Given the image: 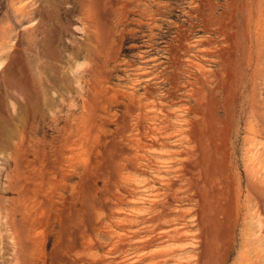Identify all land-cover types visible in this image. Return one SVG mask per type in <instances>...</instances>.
<instances>
[{
    "label": "rangeland",
    "instance_id": "1",
    "mask_svg": "<svg viewBox=\"0 0 264 264\" xmlns=\"http://www.w3.org/2000/svg\"><path fill=\"white\" fill-rule=\"evenodd\" d=\"M189 121L221 157L218 238L180 199ZM263 179L264 0H0V264L16 208L34 264H264Z\"/></svg>",
    "mask_w": 264,
    "mask_h": 264
},
{
    "label": "bare ground",
    "instance_id": "2",
    "mask_svg": "<svg viewBox=\"0 0 264 264\" xmlns=\"http://www.w3.org/2000/svg\"><path fill=\"white\" fill-rule=\"evenodd\" d=\"M104 27V26H103ZM198 65V64H197ZM202 67H204V66H202ZM199 68H200V66H199ZM202 70H204V69H202ZM206 70V69H205ZM204 70V71H205ZM202 72V71H201ZM203 73V72H202ZM208 77V76H207ZM201 95V94H200ZM198 100V99H197ZM190 109H192V108H190ZM164 110V109H163ZM195 110V109H194ZM201 113V112H200ZM150 116V115H149ZM203 116V115H202ZM201 117V116H200ZM202 118V117H201ZM200 118V119H201ZM199 119V120H200ZM203 119V118H202ZM165 120V119H164ZM153 121V120H152ZM198 121V120H197ZM217 121V120H216ZM198 122H200V121H198ZM204 122V121H203ZM142 123V122H141ZM138 124V123H137ZM185 124H187V123H185ZM194 124H196V122L194 123V122H188V126H190L189 127V134H188V136H187V151L185 152V155H186V167L188 166V163H192L194 166H195V168L197 169V174H198V176L196 175V177H198V178H195V175H192V177H188L187 176V174H185V184H184V191H183V195H181V200H185V193H187V192H191L192 193V195L193 196H191V197H193V199H190L191 200V202L193 203L192 205L194 206V208L198 211V209L201 211H203V212H201V213H197V211H196V213H194L193 215H194V217H196L195 219H196V223H197V226L198 227H201V226H203L204 224H206V223H208V224H210L211 225V227H213L214 229H215V231H213V233H212V235H211V237H214V238H218V227L217 226H220L221 225V221H220V219H223V218H220L219 219V217L221 216V214L222 213H218L217 215V219L215 218V209H214V207L213 206H215V205H213V203L211 202V199L213 198V194H211L210 192H211V189L213 188L212 186H215V185H213L214 184V182L217 180L218 181V175H217V173H218V166L220 165V164H218V159L219 158H221L220 156H219V151L217 150V141H215L216 139H215V135H214V133L212 132V130H210V131H208V132H206V134H205V136L204 137H207V139H208V143H206V144H203V141L202 140H204V139H202L203 137V135L200 133H198V131L197 132H195V126H194ZM202 124V123H201ZM207 123H205V125H206ZM168 125V124H167ZM137 127H138V125H137ZM136 127V128H137ZM141 127L143 128V126L141 125ZM167 127H169V125L167 126ZM196 127H198V128H201V126L199 127V126H197L196 125ZM154 128V127H153ZM156 128V127H155ZM163 128H165V127H163ZM171 127H169V129H170ZM173 128V127H172ZM168 129V130H169ZM140 130L142 131L143 129H141L140 128ZM162 130V129H161ZM167 130V129H166ZM165 130V131H166ZM172 130V129H171ZM214 130V129H213ZM144 132H146V131H144ZM149 132V131H148ZM151 132H153V131H151ZM169 132V131H168ZM187 132V131H186ZM186 132L184 133V134H186ZM162 133V132H161ZM170 133V132H169ZM199 135H198V134ZM202 133H205V132H203L202 131ZM137 134H139V133H137ZM136 134V135H137ZM198 136H197V135ZM140 135V134H139ZM172 135V134H171ZM187 135V134H186ZM170 136V135H169ZM171 137V136H170ZM169 137V138H170ZM202 137V138H201ZM166 138H168V137H166ZM142 139V138H141ZM197 139H198V141H197ZM201 139V140H200ZM137 140H139V139H136V141ZM141 141V140H140ZM149 141V140H148ZM165 141V140H164ZM202 141V142H201ZM163 142V141H162ZM142 143V142H141ZM146 144V143H145ZM144 145V144H143ZM151 145V144H150ZM185 145V144H184ZM145 146V145H144ZM197 147V148H196ZM123 149V148H122ZM121 149V150H122ZM195 149H198V151L200 152V155L197 157V158H195V153H196V151H195ZM146 150H148V149H146ZM125 151V150H124ZM138 151V150H137ZM133 152V151H132ZM125 153H129V152H125ZM141 153V152H140ZM166 153V152H165ZM168 153H170V152H168ZM183 153V152H182ZM146 154V153H145ZM159 154H163V153H159ZM170 154H176V152H171ZM169 155V154H168ZM178 155H179V153H178ZM161 157V156H160ZM157 158V157H156ZM108 159V158H107ZM125 159H127L126 157H125ZM223 160V159H222ZM136 161H138V157H136ZM183 161V160H182ZM224 161V160H223ZM178 163V162H177ZM185 163V162H184ZM183 163V164H184ZM133 164V163H132ZM132 164H130V166L132 165ZM180 164H181V162H180ZM176 165V164H175ZM222 166L223 165H225V163H223V164H221ZM134 166V165H133ZM189 166H191V165H189ZM226 166V165H225ZM224 166V167H225ZM129 167V166H128ZM169 167V166H168ZM179 167H181L180 165H179ZM178 167V168H179ZM110 168V167H109ZM19 168H17V170H18ZM224 169V168H223ZM183 170V169H182ZM191 170H194V168H192ZM221 170V169H220ZM220 170H219V173H220ZM19 171V170H18ZM177 171H179V170H177ZM185 170H183L182 171V173L184 172ZM223 171L224 170H222V173H223ZM162 172H164V171H162ZM161 172V173H162ZM170 172H172V171H170ZM173 172H176V171H173ZM180 172H181V170H180ZM19 173H21V172H18V174ZM160 173V174H161ZM179 173V172H178ZM17 174V175H18ZM109 174V173H108ZM181 174V173H180ZM192 174H194V173H192ZM16 175V176H17ZM168 175V174H167ZM221 175V174H220ZM224 175V174H223ZM20 176L21 175H18V177L17 178H20ZM184 176V175H183ZM169 178V177H168ZM222 178V177H221ZM161 179V178H160ZM226 179V178H225ZM171 180V179H170ZM182 180V179H181ZM227 180V179H226ZM166 181H167V179H166ZM166 181H165V183H166ZM217 181H216V184H217ZM263 181H264V179H263ZM169 182V181H168ZM173 182V181H172ZM250 183H251V186L253 187L254 186V183L253 182H251V181H249ZM137 183V182H136ZM172 184L173 183H171V186H172ZM176 184V183H175ZM219 184V183H218ZM226 184V183H225ZM233 184V183H232ZM165 185H167V186H169V184L168 183H166ZM136 186V185H135ZM173 187H175V185H173ZM172 187V188H173ZM224 187H225V185H224ZM8 188L9 189H12V190H14V191H16L20 196H22L23 195V193L19 190L18 191V188L17 187H15V186H12V185H9L8 186ZM234 188V187H233ZM177 189V188H176ZM228 189V188H227ZM161 190V189H160ZM235 190V189H234ZM239 190V189H238ZM251 190V189H250ZM116 191V190H115ZM216 191V190H215ZM230 191V190H229ZM228 191V192H229ZM118 192V191H117ZM214 192V191H213ZM239 192V191H238ZM122 193H124V192H122ZM162 194H164L163 192H161ZM179 193V192H178ZM181 193V192H180ZM179 193V194H180ZM218 193V192H217ZM179 194H175L176 196L177 195H179ZM226 194V193H225ZM232 194H233V192H232ZM120 195V194H119ZM118 195V196H119ZM124 195H126V194H124ZM123 195V196H124ZM165 195V194H164ZM171 195V194H170ZM243 195V194H242ZM106 196V195H105ZM117 196V195H116ZM157 195H155V198H157L156 197ZM172 196H174V195H172ZM104 197V196H103ZM160 197V196H159ZM190 197V196H189ZM216 197V196H215ZM230 197V196H229ZM236 197V196H235ZM161 198H163V197H161ZM218 198H221L222 199V197H218ZM232 198H234V197H231V199ZM178 199V198H177ZM180 199H178V200H180ZM215 199V198H214ZM220 199V200H221ZM224 199H225V197H224ZM223 199V200H224ZM236 199H239L238 197H236ZM235 199V200H236ZM163 200V199H162ZM234 200V201H235ZM114 201V200H113ZM112 201V202H113ZM151 201H157V199H154V200H151ZM170 201V200H169ZM250 201V198H248V197H246L244 200L240 197V201H239V207H238V216H243L244 217V219H248V218H250L251 217V214H250V210H251V206L249 205V202ZM11 202L16 206V204H17V199L15 198V199H12L11 200ZM111 202V203H112ZM115 202V201H114ZM155 202H153V204L155 203ZM159 202V201H158ZM167 201H165V203H166ZM218 202V201H217ZM228 202V201H227ZM227 202H224V203H227ZM232 202V201H231ZM237 202V201H236ZM236 202H234V203H236ZM247 202V203H246ZM93 203V202H92ZM168 203V202H167ZM230 203V202H229ZM231 204V203H230ZM237 204V203H236ZM101 205V204H100ZM105 206V205H104ZM113 206V205H112ZM155 206V205H154ZM164 206V205H163ZM218 206V205H217ZM224 206V205H223ZM233 206V205H232ZM108 207V206H107ZM235 207H236V205H235ZM234 207V208H235ZM103 208V207H102ZM158 208H160V207H158ZM166 208V207H165ZM231 208V207H230ZM106 209V208H105ZM237 209V208H236ZM167 210H168V208H167ZM224 210H226L224 207H223V211ZM163 211V213L166 211V210H162ZM192 211H193V209L192 210H187V211H185V210H182L181 211V213H180V215H181V217H183L185 220L184 221H186V219H187V216L188 215H190L191 213H192ZM218 211H219V209H218ZM222 211V212H223ZM113 212V211H112ZM167 212V211H166ZM229 212H230V210H229ZM235 210H234V214H235ZM19 210L16 208V210H15V212H12L11 213V220H10V224H11V226L13 227V230H14V233H15V235H16V237H17V241H16V245H17V251H16V253H17V255H18V259L21 261L20 262V264H34L35 263V259H34V257L32 256L30 259H28L27 258V255H26V252H27V248L29 247V245H30V243H29V245H28V238L30 237V238H32L31 237V234H29V232H27L28 230H26V227H27V225H26V223L28 224V226L29 225H32V224H29L28 222H27V219H28V217H27V213H24V212H22V213H20V219H19ZM162 213V212H161ZM225 213V212H224ZM115 214V213H114ZM128 214V213H127ZM158 214V213H157ZM167 214V213H166ZM166 214H163V215H166ZM219 214H220V216H219ZM227 214V213H226ZM237 214V213H236ZM112 215V214H111ZM180 215H178V216H180ZM156 216V215H155ZM225 217V216H224ZM155 218V217H154ZM157 218V217H156ZM159 218V217H158ZM225 218H227V217H225ZM160 219V218H159ZM151 220V219H150ZM167 220V219H166ZM176 220H178V219H176ZM183 220V219H182ZM181 220V221H182ZM235 220V219H234ZM174 221V220H173ZM226 219H225V223H226ZM229 221V220H228ZM232 221H233V219H232ZM30 222V221H29ZM177 222V221H176ZM230 222V221H229ZM234 222V221H233ZM86 223V222H85ZM162 223V222H161ZM175 223V222H174ZM178 223V222H177ZM179 223H181L182 225H183V223L182 222H179ZM178 223V224H179ZM235 223V222H234ZM119 224V223H118ZM181 224H180V227H181ZM185 224V223H184ZM224 224V223H223ZM161 225V224H160ZM170 225V224H169ZM229 225V224H228ZM123 226V225H122ZM157 226H159V225H157ZM178 226V225H177ZM206 226H207V224H206ZM156 227V226H155ZM154 227V230L156 229ZM161 227V226H160ZM176 227V226H175ZM179 227V226H178ZM207 227H210V226H207ZM222 227H224L223 225H222ZM64 228V227H63ZM62 228V229H63ZM184 227H182V229H183ZM186 228H187V226H186ZM220 228V227H219ZM165 229V228H164ZM180 229V228H179ZM179 229H175L174 230V228L173 229H171V230H173L174 231V233L175 234H177V236L178 235H181V233L179 232ZM181 229V230H182ZM157 230H159V229H157ZM169 230H170V228H169ZM189 232H191L192 230H189V229H187ZM186 230V231H187ZM198 230H200V229H198ZM222 230V229H221ZM220 230V231H221ZM227 230V228H225V231ZM231 230V229H230ZM30 231V230H29ZM62 231V230H61ZM63 231H64V229H63ZM163 231H166V230H163ZM162 231V232H163ZM187 231V232H188ZM222 231H224V229L222 230ZM200 232V231H199ZM178 233H180V234H178ZM185 234H186V232H184ZM210 233V232H209ZM221 233V232H220ZM223 233V232H222ZM225 233V232H224ZM165 234V233H164ZM208 234V233H207ZM161 235H163V233H161ZM168 235H170V234H168ZM172 235V234H171ZM197 235V234H196ZM199 235V234H198ZM221 236L220 237H222V234H220ZM202 236V235H201ZM205 236H207V235H205ZM225 236V235H224ZM64 237V236H63ZM161 237V236H160ZM159 237V238H160ZM174 237H175V235H174ZM179 237V236H178ZM177 237V238H178ZM181 237V236H180ZM179 237V238H180ZM185 237H187V236H185ZM197 237V236H196ZM202 237H204V236H202ZM209 237H210V235H209ZM226 237V236H225ZM62 238V237H61ZM184 238V237H183ZM183 238H180L179 240H183ZM187 238H189V237H187ZM197 238H201L200 236L199 237H197ZM174 239V238H173ZM212 239V238H211ZM204 240V239H203ZM174 241V240H173ZM177 241V240H176ZM211 241V240H210ZM221 241V240H220ZM144 242V241H143ZM200 242H203V241H200ZM140 243V242H139ZM141 243H142V241H141ZM149 243V242H148ZM220 243V242H219ZM32 244V243H31ZM201 244H204V242L203 243H201ZM209 244H210V242H209ZM204 245H207V244H204ZM203 245V246H204ZM212 245V244H211ZM211 245H209V247L211 246ZM202 246V247H203ZM199 247V246H198ZM219 247H221V246H219ZM145 248H147L146 246H145ZM203 248H206L205 246L203 247ZM211 248V247H210ZM73 249V248H72ZM166 249V248H165ZM209 249V248H208ZM207 249V252H209L208 254H210L211 253V250L209 251ZM213 249V248H212ZM57 250V249H56ZM159 250H163V249H159ZM200 250V249H199ZM198 250V254L199 255H201V250L199 251ZM204 250H206V249H204ZM154 251H156V250H154ZM160 252V251H159ZM158 252V253H159ZM202 252H203V250H202ZM155 253H157V251L155 252ZM204 253V252H203ZM203 253H202V255H203ZM206 253V252H205ZM204 253V254H205ZM61 254V253H60ZM207 254V255H208ZM211 254H213V253H211ZM159 255V254H158ZM217 255V254H216ZM211 256V255H210ZM213 256V255H212ZM206 257V256H205ZM204 257V258H205ZM208 257L209 256H207V258L206 259H208ZM216 257V256H215ZM103 258V257H102ZM201 258H203V257H201ZM213 258V257H212ZM16 259V258H15ZM205 259V260H206ZM62 261V260H61ZM209 261V260H208ZM16 262V261H15ZM74 262V261H73ZM4 263L6 264L7 263V261H4ZM99 263V262H98ZM208 263H211V261H209ZM7 264H9V263H7ZM207 264V263H206Z\"/></svg>",
    "mask_w": 264,
    "mask_h": 264
}]
</instances>
